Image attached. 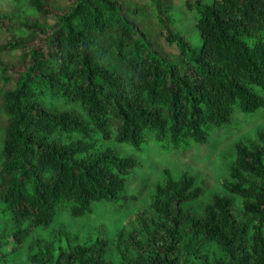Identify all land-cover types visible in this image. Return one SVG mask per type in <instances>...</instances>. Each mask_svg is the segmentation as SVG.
<instances>
[{"label":"trees","instance_id":"trees-1","mask_svg":"<svg viewBox=\"0 0 264 264\" xmlns=\"http://www.w3.org/2000/svg\"><path fill=\"white\" fill-rule=\"evenodd\" d=\"M178 9L194 14L200 47L175 31ZM263 107L264 0H0V264L8 238L19 249L60 212L81 218L124 197L138 163L116 146L140 151L150 135L189 148ZM261 139L236 147L229 196L202 214L184 208L202 194L194 178L166 171L155 220L138 213L115 241L66 233L67 251L31 248L28 264H115L114 253L120 264H264Z\"/></svg>","mask_w":264,"mask_h":264},{"label":"rangeland","instance_id":"rangeland-1","mask_svg":"<svg viewBox=\"0 0 264 264\" xmlns=\"http://www.w3.org/2000/svg\"><path fill=\"white\" fill-rule=\"evenodd\" d=\"M176 16L177 34L200 47L194 14L178 9ZM162 46L164 52H168L166 54H175V45ZM261 137H264V107L252 114L236 111L229 123L213 129L205 143L191 144L189 148H162L150 135L140 151L128 144L116 146L121 154L134 158L138 163L126 180L124 197L117 202L96 203L92 212L81 218H75L66 211L60 212L48 229L36 230L19 249L13 250V239L8 238L4 249L8 253V264H28L31 248L38 253L44 250L45 244H53L56 257L60 251L69 249L66 233L78 237L77 245L93 243L100 235L115 241L120 233L126 235L139 227L138 213L148 220H155L151 201L157 186L164 183L166 171H171L175 176L187 172L194 178L195 186L201 188L202 194L198 200L185 204L184 208L202 214L215 197L228 195L223 183L229 179L230 169L235 164L236 147L244 142L260 143ZM230 198L239 216L242 212L241 201L236 196ZM2 220L3 216H0V231L5 223ZM140 239L147 240L144 234ZM113 257L115 264H120V257L116 253Z\"/></svg>","mask_w":264,"mask_h":264}]
</instances>
